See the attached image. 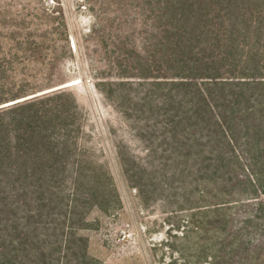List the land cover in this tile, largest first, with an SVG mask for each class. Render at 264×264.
<instances>
[{
  "label": "trees",
  "instance_id": "16d2710c",
  "mask_svg": "<svg viewBox=\"0 0 264 264\" xmlns=\"http://www.w3.org/2000/svg\"><path fill=\"white\" fill-rule=\"evenodd\" d=\"M140 8L141 51L111 32L120 72L95 83L159 161L119 144L122 175L140 196L175 183L199 193L198 206L187 201L205 213L206 264H264V0ZM28 24L0 2V264H97L80 231L89 209L122 200L117 178L87 173L84 109L69 89L50 90L62 54Z\"/></svg>",
  "mask_w": 264,
  "mask_h": 264
},
{
  "label": "rangeland",
  "instance_id": "374dc122",
  "mask_svg": "<svg viewBox=\"0 0 264 264\" xmlns=\"http://www.w3.org/2000/svg\"><path fill=\"white\" fill-rule=\"evenodd\" d=\"M0 2L14 24L27 18L28 30L45 35V47L62 54L63 82L52 89H69L84 109L80 145L84 167L90 175L91 168H99L117 178L122 200L109 211L87 208L86 228L80 234L86 238L91 259L97 264H206L202 251L206 234L200 225L205 213L191 209L187 201L189 197L194 200L192 206H198L199 193L190 196L175 183L164 189L155 185L138 194L122 175L119 144L136 151L144 163L158 165L159 161L146 158L147 142L138 135L135 121L118 112L95 85L97 74L120 72L113 63L117 50L111 44V32L130 36L126 51L132 47L135 53L141 51L142 0ZM35 71L38 78L45 76L46 70ZM163 173L160 170L157 176L163 178Z\"/></svg>",
  "mask_w": 264,
  "mask_h": 264
},
{
  "label": "built area",
  "instance_id": "2783aa9c",
  "mask_svg": "<svg viewBox=\"0 0 264 264\" xmlns=\"http://www.w3.org/2000/svg\"><path fill=\"white\" fill-rule=\"evenodd\" d=\"M124 238H126V233H124Z\"/></svg>",
  "mask_w": 264,
  "mask_h": 264
},
{
  "label": "water",
  "instance_id": "95a60500",
  "mask_svg": "<svg viewBox=\"0 0 264 264\" xmlns=\"http://www.w3.org/2000/svg\"><path fill=\"white\" fill-rule=\"evenodd\" d=\"M60 88V87H59ZM56 89V88H55ZM53 90V89H52ZM50 91V90H49ZM31 97V96H30Z\"/></svg>",
  "mask_w": 264,
  "mask_h": 264
}]
</instances>
